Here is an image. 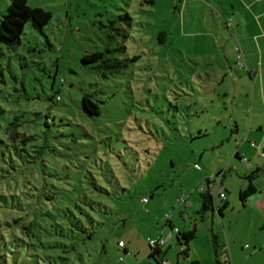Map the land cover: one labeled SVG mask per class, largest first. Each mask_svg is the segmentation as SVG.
Listing matches in <instances>:
<instances>
[{"label": "rangeland", "instance_id": "rangeland-1", "mask_svg": "<svg viewBox=\"0 0 264 264\" xmlns=\"http://www.w3.org/2000/svg\"><path fill=\"white\" fill-rule=\"evenodd\" d=\"M9 4L0 0V19ZM27 4L49 11L51 20L42 30L28 23L17 46L0 42V237L6 264H157L147 258L148 242L165 225L168 231V225L179 230L188 224L195 230L190 243L200 242L205 227L197 231L193 225L201 220L205 176L219 168L234 183L245 177V111L264 72L245 5ZM120 45L127 68L103 77L91 60ZM84 95L97 110L82 103ZM14 117L18 133L36 136L26 146L11 138ZM39 147L41 154L32 153ZM78 178L95 203L93 211L85 209L99 224L73 249L72 240L59 234L57 208L71 207L67 201L71 191L78 193ZM197 203L195 211L190 205ZM161 249L171 264H190L175 238Z\"/></svg>", "mask_w": 264, "mask_h": 264}, {"label": "crops", "instance_id": "crops-1", "mask_svg": "<svg viewBox=\"0 0 264 264\" xmlns=\"http://www.w3.org/2000/svg\"><path fill=\"white\" fill-rule=\"evenodd\" d=\"M241 2L245 5V17L247 20H251L253 26L249 35L252 37L250 40L255 41V45L261 53L262 64H264V57H262L264 53V0H241ZM259 40L263 43V50L258 43ZM258 86L257 94L255 95L253 91L248 103L249 106L247 104L245 111V162L243 161L245 163V177L238 178L239 180L234 183L232 176H225L226 171H222L219 168L217 174L205 176V180H208V183H205L206 186L203 188V190L205 189L203 196L205 199H212L213 207L210 206L208 210H214L211 214L206 212L208 210H201V220L193 225L197 231L201 226H204L206 231L200 242L195 241L188 245L185 257L189 259L190 264L194 261L198 262V264H226L225 250L229 253L231 264H264L263 71ZM239 132L237 130V133ZM234 157L242 160L238 151H236ZM237 164L234 163L232 168L236 176L239 177L241 168ZM222 173L223 175L219 181V176ZM248 173L252 175L251 180L247 178L249 176ZM227 178H230L231 182ZM249 184H252L255 191L241 206L238 196L239 192L245 190ZM220 193L225 194L223 199L219 197ZM187 205L189 206V204ZM199 205L197 203L190 205V207H195L196 211ZM185 219H190L189 215H185ZM165 226L159 230L158 238L165 237L172 232L170 225H168V231ZM179 230V233L172 234L170 240L175 238L177 243H180L181 234L190 231V227L186 224L180 227ZM196 242L198 247H196ZM198 250L202 252L200 253ZM165 256L166 252L162 251L164 259ZM169 264L171 263L169 262ZM176 264H180V262L177 261Z\"/></svg>", "mask_w": 264, "mask_h": 264}, {"label": "trees", "instance_id": "trees-1", "mask_svg": "<svg viewBox=\"0 0 264 264\" xmlns=\"http://www.w3.org/2000/svg\"><path fill=\"white\" fill-rule=\"evenodd\" d=\"M50 20L51 13L49 11H46L40 7H30L27 4V0H10L7 12L0 19V42L10 47L17 46L20 43L21 36L23 35L25 27L28 23H30L33 29L42 30V28L45 27ZM122 20L127 27L131 25V17L128 13H125L122 16ZM110 23L111 25H113L114 21H111ZM121 35L124 39H126V32L125 34ZM158 37L164 38L166 37V34L159 33ZM124 53L125 47L123 45H120L119 47L114 49H107L105 53H99L98 55H96L95 59L91 61H98L99 64L95 67V69L98 72L100 71L103 77L115 76L121 74L125 70V68H127L129 59L123 57ZM136 59L137 58H133L131 61H135ZM89 99V95H84L82 98V103L85 102L89 106L95 107V110H97L96 106L91 103ZM58 100L56 97L55 101L57 102ZM82 109L84 112L86 111L85 108L82 107ZM50 112L53 113V110L51 109ZM34 114H36V112ZM45 119L46 121L43 123V125L45 127H48V122H50V119L47 116H45ZM17 120L18 117H14L13 121L10 123L11 138H19L20 142L24 146H26L31 141H34L36 136L26 133H18L16 131V128L19 126V124H17ZM26 123L28 124V122ZM32 153H34L35 155L41 154V147H39V151L32 150ZM247 178L248 180H251L252 175H249ZM75 181L77 184L74 186V188L75 190H78V193H74V191H71L73 193V196L67 201L69 206L71 207H64V209L62 210L57 208L58 211L62 212V215L58 216L61 217L63 221V223L60 222L57 224L59 228V234L61 236L66 235L72 240L73 245H71V248L73 249H75L78 242L84 241L89 236L91 237L93 231L95 230L96 224H99L98 222L94 221V217L91 215L89 210L85 209V206H87L93 211L95 208V203L93 202V200H91V198H88L87 195H84L81 189V179L78 178ZM204 183H208V180H205ZM254 191L255 189L252 184H249L245 190L240 191L238 196L241 204H244L247 198L250 197L254 193ZM47 198L48 200L53 199V197L51 196ZM201 200L203 202L201 210H208L212 204V199H205V197L202 196ZM30 227L31 224H28L26 226L28 230L30 229ZM65 231H67V233H65ZM194 238V229L181 234V255H187L188 245L194 240ZM1 240L2 238L0 237V264H6L7 256L2 251ZM148 248L149 253L147 258L154 259L153 257L155 255L162 256L161 248H155L153 252L151 251V248L149 246ZM124 253H126V251H124ZM191 264H198V262L194 261L191 262Z\"/></svg>", "mask_w": 264, "mask_h": 264}, {"label": "built area", "instance_id": "built-area-1", "mask_svg": "<svg viewBox=\"0 0 264 264\" xmlns=\"http://www.w3.org/2000/svg\"><path fill=\"white\" fill-rule=\"evenodd\" d=\"M58 99H59V97H57V100ZM222 175H223V173L219 176V181H220V178H221ZM201 187H202V189L204 188L203 185ZM224 196H225L224 193H220L219 194V197L222 198V199L224 198ZM165 218L168 221L169 218H170V214H166L165 215ZM173 233H176L177 234V233H179V230L177 228H174L172 230V232L169 233V234H167L165 237H160L157 240L149 241L148 242V246L151 248V251L153 252L155 250V248H161L162 246H165V244L171 239ZM118 245L120 247H123L124 246L122 242H120ZM224 254H225V258H226L225 259V263L226 264H231L230 263L231 261H230L229 253H227V251L225 250L224 251ZM153 258L155 259V261L157 262V264H169V262L167 260H165L162 256L155 255Z\"/></svg>", "mask_w": 264, "mask_h": 264}, {"label": "water", "instance_id": "water-1", "mask_svg": "<svg viewBox=\"0 0 264 264\" xmlns=\"http://www.w3.org/2000/svg\"><path fill=\"white\" fill-rule=\"evenodd\" d=\"M211 207H213V204H211ZM214 209L211 210V213L213 212Z\"/></svg>", "mask_w": 264, "mask_h": 264}]
</instances>
